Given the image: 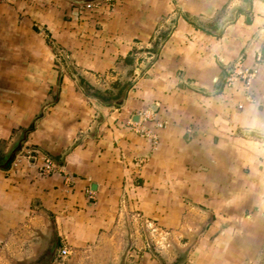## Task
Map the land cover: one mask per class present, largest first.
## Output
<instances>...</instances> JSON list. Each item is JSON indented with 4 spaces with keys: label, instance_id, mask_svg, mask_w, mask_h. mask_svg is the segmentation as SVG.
I'll use <instances>...</instances> for the list:
<instances>
[{
    "label": "crops",
    "instance_id": "obj_1",
    "mask_svg": "<svg viewBox=\"0 0 264 264\" xmlns=\"http://www.w3.org/2000/svg\"><path fill=\"white\" fill-rule=\"evenodd\" d=\"M63 244L264 264V0H0V264Z\"/></svg>",
    "mask_w": 264,
    "mask_h": 264
},
{
    "label": "built area",
    "instance_id": "obj_2",
    "mask_svg": "<svg viewBox=\"0 0 264 264\" xmlns=\"http://www.w3.org/2000/svg\"><path fill=\"white\" fill-rule=\"evenodd\" d=\"M245 76L249 83V81L252 80V75L246 74ZM34 154L36 156L37 155L41 156L44 161L43 166L40 168V174L42 176H47L58 172L59 167L51 156H49L48 154L41 153L39 151H34ZM28 157L30 156L28 155ZM69 256H70V248L67 244H63L61 248L58 250L57 254L55 255L52 264H68Z\"/></svg>",
    "mask_w": 264,
    "mask_h": 264
},
{
    "label": "trees",
    "instance_id": "obj_3",
    "mask_svg": "<svg viewBox=\"0 0 264 264\" xmlns=\"http://www.w3.org/2000/svg\"><path fill=\"white\" fill-rule=\"evenodd\" d=\"M79 85L80 88L85 92V94L87 96L90 97H94L99 99L100 101L104 102V103H112L115 102L114 104L116 105H122V91L120 93H118L115 97H107L103 94H101L98 90H96L94 87H91L83 78L79 80ZM21 145L19 146V148L15 151H13L14 153H12L8 159H7V164L4 166L5 168L9 167L10 163H12V161L14 160L16 154L18 153V151L20 150Z\"/></svg>",
    "mask_w": 264,
    "mask_h": 264
},
{
    "label": "rangeland",
    "instance_id": "obj_4",
    "mask_svg": "<svg viewBox=\"0 0 264 264\" xmlns=\"http://www.w3.org/2000/svg\"><path fill=\"white\" fill-rule=\"evenodd\" d=\"M79 3V5L81 6H83L84 8H94V7H97L98 6V4H95V3H88V2H84V1H80V2H78ZM82 7V8H83ZM86 10V9H85ZM65 54H66V58L67 57H70L69 55H68V53L65 51ZM66 65H68V67H70L71 69H72V67L69 65V61L67 60V64H65V66ZM74 66V65H73ZM67 67V66H66ZM73 70V69H72ZM128 82H126V84H127ZM57 254V253H56ZM53 262V261H52ZM69 264V263H68Z\"/></svg>",
    "mask_w": 264,
    "mask_h": 264
},
{
    "label": "water",
    "instance_id": "obj_5",
    "mask_svg": "<svg viewBox=\"0 0 264 264\" xmlns=\"http://www.w3.org/2000/svg\"><path fill=\"white\" fill-rule=\"evenodd\" d=\"M135 121H138V116L135 118Z\"/></svg>",
    "mask_w": 264,
    "mask_h": 264
},
{
    "label": "bare ground",
    "instance_id": "obj_6",
    "mask_svg": "<svg viewBox=\"0 0 264 264\" xmlns=\"http://www.w3.org/2000/svg\"><path fill=\"white\" fill-rule=\"evenodd\" d=\"M255 71V70H254Z\"/></svg>",
    "mask_w": 264,
    "mask_h": 264
}]
</instances>
